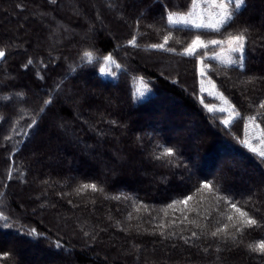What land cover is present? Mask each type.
<instances>
[{
	"label": "trees",
	"instance_id": "1",
	"mask_svg": "<svg viewBox=\"0 0 264 264\" xmlns=\"http://www.w3.org/2000/svg\"><path fill=\"white\" fill-rule=\"evenodd\" d=\"M255 1L218 34L167 24L192 0H0L14 16L0 24V115L11 117L0 121V216L10 224L0 219V256L11 253L0 264H264L248 247L264 227L235 234L239 247L223 231L213 237L225 225L235 233L232 210L195 190L222 163L233 176L224 194L264 224V157L245 144L247 120L264 133V18L253 15ZM245 28L243 65L204 60L218 97L202 93L198 60L220 45L191 57L185 48L196 35L207 42ZM165 37L164 48L153 47ZM138 81L150 91L142 100ZM44 100L48 116L29 127ZM229 106L236 116L225 125ZM165 148L177 155L161 166L154 154ZM185 194L193 199L177 202Z\"/></svg>",
	"mask_w": 264,
	"mask_h": 264
},
{
	"label": "snow or ice",
	"instance_id": "2",
	"mask_svg": "<svg viewBox=\"0 0 264 264\" xmlns=\"http://www.w3.org/2000/svg\"><path fill=\"white\" fill-rule=\"evenodd\" d=\"M212 5L213 11H210L207 15L203 11H198L201 4V0H192L191 4V11H189L186 15L177 16L175 13H170L167 17L169 24H176V23H184L186 25L190 24L193 28L197 30L203 31H211L215 33H221V30H226L230 27L233 23H235V18L239 16L243 9L247 8V0H223V2H218V0H209ZM50 3L55 4L56 0H50ZM111 7V5H109ZM143 15V14H141ZM169 37H165L164 44H156L153 45L155 48H164V46L168 43ZM249 40L248 29L245 28L243 31L232 35L228 34L226 39H211L210 41H205L201 38L200 35H196L195 38L191 41V43L185 48L184 54L186 56H194L198 49L207 48L209 43L212 45H220V44H227L228 50L231 53H238V59L241 66L244 63L245 59V50L246 45ZM6 53L0 50V59L4 58ZM85 57L91 59L92 53L85 52ZM107 59H111V57H107ZM232 59L228 60V63H235ZM32 61L29 60L28 64H31ZM201 63H203L201 61ZM119 67V65H117ZM74 70V69H73ZM205 75L204 69L201 68L200 76L203 77ZM257 79H264V76L259 77ZM6 85H0V89L6 90ZM143 96V93H141ZM223 98V97H222ZM4 99H8L5 97ZM23 103H27V100H23ZM52 101L51 100H44L40 101V105L36 108H33L32 111L34 113V117L31 120V123L28 125L29 127H34L38 130L40 124L44 123L46 117L48 116V112L50 109ZM227 103V101H225ZM261 108H264V103H261ZM0 121L6 124L11 123V117L0 115ZM112 123L115 124V121ZM61 130H65L64 125L61 123L58 125ZM15 131V129H13ZM247 144V141H245ZM159 147V145L157 146ZM251 151L255 152V148H251ZM176 152L173 148H165L163 153L160 155L154 154V159L161 162V166H168L173 163L172 159H165L174 157ZM259 155L264 157V151L260 152ZM185 169L188 170V166L185 165ZM233 176L231 174V169L229 167L221 165V167L217 171V175L214 177L212 182H204L202 185L196 186V191L201 192L203 190H208L211 192L215 197L218 203L222 202L224 205L228 206L232 211L226 214V218L229 222H231V227L235 230V233L228 232V225H225L223 230L217 229L213 231L211 235L213 237H217L223 231L225 241L227 242L228 239L233 240L236 242V235L239 234L241 237L245 234L246 229H252L257 227H264V224H261L257 219L253 218L249 215L247 211H243L235 200L230 198V195H225L224 193H231V186H232ZM83 189L91 188L93 191H96V185H88L85 184L82 186ZM81 189H77L79 192ZM189 192L192 190L189 189ZM192 195L185 194V199L183 201H177L184 203L185 205L188 201L192 200ZM174 202V203H177ZM233 213L238 214V217L235 216ZM0 219L5 221L4 227H9L10 224L8 223L7 216H0ZM35 233V229H29L28 235H33ZM87 235V233H85ZM163 235V233H161ZM195 235V233H193ZM236 246L239 247V242H236ZM60 248L59 245L56 246ZM249 254L258 253L262 258H264V239H261L258 244L255 246L249 245ZM62 254L70 255L71 250L69 249H60ZM231 251V249H229ZM11 256V253H4L3 256H0V260L7 261Z\"/></svg>",
	"mask_w": 264,
	"mask_h": 264
},
{
	"label": "rangeland",
	"instance_id": "3",
	"mask_svg": "<svg viewBox=\"0 0 264 264\" xmlns=\"http://www.w3.org/2000/svg\"><path fill=\"white\" fill-rule=\"evenodd\" d=\"M218 2H223V0H218ZM253 3H254V6L252 8L253 15L257 17V20L259 21L258 22L259 24H263L264 0H260L259 2L255 1ZM197 10L198 11H203L206 15L210 11H213L212 5L209 2V0H201V4H200V6H199V8ZM189 11H191V6H190V9L186 13H175V14L177 16H183V15H186ZM6 17H11L12 18L14 16L9 10H7V8L4 9V11H3V9H0V24L1 25L5 24L7 22V18ZM167 24L170 25V26H181V27L195 29L190 24H188V25H186L184 23L169 24L168 20H167ZM21 26H23V25H21ZM208 46H216V45H212V44L209 43ZM238 55H239L238 53L229 52L227 44L224 43V44H220V46H218L217 49L214 52H211V53L207 54L204 57V59H199L198 60L197 73H198V77H199V82H200V87H201L202 93L218 97V93L216 92V90L214 88V85L206 78V75H204L203 77L200 76L201 68H203L204 72H205L204 60H213V61H216V62H218L220 64H223V65L240 64L239 63V59H238ZM229 59H232L233 61H236V62L230 64V63H228ZM201 61L203 63H201ZM99 75L101 77H103V78H109V79H113L114 78V76L112 74H110V73H108V72H106L104 70H101L99 72ZM141 93H143V96L141 95ZM148 94H150L149 89L141 81H138L136 83L134 91H133V95L135 96V99L136 100H142V99L146 98L148 96ZM222 112H224L226 114V116H225V118L223 120V123L225 125L229 124L236 116V114L234 112H232V107H230V106L223 108ZM185 132H186L185 130H176L175 134L173 133V135H178V134L181 135L182 134L184 136ZM245 141H247L246 145L249 148H255L256 149L255 152L260 153V152L264 151V133L262 131H260L259 128H257V126L253 123L252 120H247L246 123H245ZM77 147L79 148L81 146L79 145ZM70 149L72 151H75L76 147L75 148L74 147L73 148L70 147ZM221 165H223V164L220 163L218 166H216V169H214L213 173L217 172V170L221 167ZM240 170H241V166H240ZM161 179L165 180L166 177L161 178ZM248 182H250V181H248ZM254 182H257V181H254ZM262 197L264 198V189L262 191ZM35 198L36 197H34V199ZM3 240H4L5 244L12 243L11 241H9V239H7V240L3 239ZM43 258H41V257H38V259H32L31 258V259H29L28 262L30 264H42L44 262L46 264H48L51 261H55V259H53L52 257H49V258L46 257V259H45V257H43Z\"/></svg>",
	"mask_w": 264,
	"mask_h": 264
}]
</instances>
